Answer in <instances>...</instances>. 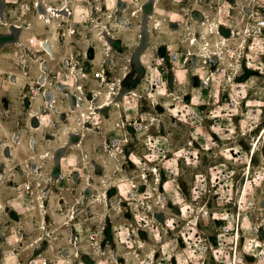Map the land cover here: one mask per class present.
<instances>
[{
	"label": "rangeland",
	"instance_id": "obj_1",
	"mask_svg": "<svg viewBox=\"0 0 264 264\" xmlns=\"http://www.w3.org/2000/svg\"><path fill=\"white\" fill-rule=\"evenodd\" d=\"M195 1L0 0V264H264V75L164 67Z\"/></svg>",
	"mask_w": 264,
	"mask_h": 264
},
{
	"label": "built area",
	"instance_id": "obj_2",
	"mask_svg": "<svg viewBox=\"0 0 264 264\" xmlns=\"http://www.w3.org/2000/svg\"><path fill=\"white\" fill-rule=\"evenodd\" d=\"M230 1L231 0H200V1L197 0L198 3L202 2V4L200 5L201 9L204 8L205 10H209V11L206 12L201 11L204 18L199 23L196 24L195 22L193 23H189V21L187 22L186 30L184 32V37H183L184 45L183 47H181L180 50L176 52H172V54L170 55L172 62H176L181 55L184 56L185 63H190L192 62V60L193 62L195 60H201L203 63L208 64L210 67H212L213 63L216 61L219 62L222 55H224L225 52L227 51L226 49L227 42L231 40L234 41L237 40L238 44L235 47L232 48L230 47L228 49V55L225 54L231 59L230 67L234 69L239 66L243 67V65H246L247 67L253 65L255 70L259 71V73L264 75V14L260 9L264 6H261L259 2L258 3L256 2L255 5L254 3L251 4L248 2H242L238 0H236L237 2L235 4H232ZM66 9H67L66 12L71 13L69 12L68 8ZM237 10L239 12V16H240L239 18H237V15H235L236 14L235 12ZM236 24L239 26H236ZM221 30H226L229 36L227 37L224 36V33H222L223 31ZM214 39H217L215 44L216 48H214V44H213ZM250 39L251 42L249 43L248 46L246 44L247 47L246 52L243 53L242 55L243 61L241 64V62H239V53L241 52L243 42L244 41L249 42ZM94 73L96 74L97 77L102 78L104 76L103 74H105V69L103 65L101 69H98ZM201 73H204L205 76L204 75L203 76L199 75V76L203 80L204 84L208 85L209 84L208 81L209 79H211L209 71L205 70L204 72L201 71ZM239 85L242 84L239 83ZM51 101H52L51 105H53L54 103L53 98L51 99ZM257 116L261 120L262 114L257 113L256 117ZM45 120L46 122L50 123L52 121V118L51 116H47ZM140 127L142 126L139 125V128ZM227 129L230 135L236 134L235 128L231 127ZM260 132L261 135L262 133H264V125L261 128ZM263 137L264 136H262V138ZM258 140H256V142L253 143L254 145L252 144V149L250 150V155L246 162V167H245L246 173H250L251 169L249 167L252 166L251 164L253 163V157H254L252 150L254 149ZM231 149L232 150H230V153L233 155L232 152L234 151V149L233 148ZM257 150H259V148ZM198 181H200V178L197 176L196 183ZM236 215L237 216L242 215L240 208L239 210H237ZM134 217L136 221L139 220L138 214H134ZM223 229H224V235H226L231 230L230 226L228 225L225 226ZM255 229L257 230V228ZM238 232H239V228L238 229L236 228V230L234 231V241L236 245L238 244L239 241ZM120 233L122 240L128 242L132 241L134 239V236H136L135 234L136 230L130 228L129 229L127 228L124 231L121 230Z\"/></svg>",
	"mask_w": 264,
	"mask_h": 264
},
{
	"label": "crops",
	"instance_id": "obj_3",
	"mask_svg": "<svg viewBox=\"0 0 264 264\" xmlns=\"http://www.w3.org/2000/svg\"><path fill=\"white\" fill-rule=\"evenodd\" d=\"M230 2L232 4H235L237 1L236 0H231ZM196 3H198V2L195 1V4H193V5H197ZM199 14L201 16L200 19L203 20L204 17L202 15V13L199 12ZM179 19H180V17H179ZM199 22L200 21H197L195 23L197 24ZM170 35L171 36L167 35V40H166V44H165V47H166V50H167V64L164 65V67L169 68V65H170L171 70H173V71L177 70L178 72H185V71L187 72V68H186L187 64H185L184 56L180 55V58L176 62H172L171 57H170L172 52H176V51L180 50L181 47H183V45H184V43H183L184 32H180V31L176 30L175 32H173ZM173 36H174L175 41L173 43H169L170 38H172ZM85 55L88 56V51L87 50L85 52ZM192 62H193V60H192ZM192 62H190V63H192ZM190 63H188V65ZM178 65H180V66H178ZM162 68H163V66H162ZM194 69L195 68L193 67V70H191V71H194Z\"/></svg>",
	"mask_w": 264,
	"mask_h": 264
},
{
	"label": "bare ground",
	"instance_id": "obj_4",
	"mask_svg": "<svg viewBox=\"0 0 264 264\" xmlns=\"http://www.w3.org/2000/svg\"><path fill=\"white\" fill-rule=\"evenodd\" d=\"M63 8H64V7H63ZM60 10H61V9H60ZM62 10H63V9H62ZM41 14H42V13H41ZM65 14H66V13H65ZM44 16H45V15H44ZM48 16H49V15H48ZM59 16H60V15H59ZM59 16H58V17H59ZM49 17H50V16H49ZM45 18H47V17H45ZM49 20H51V19H49ZM43 43H44V42H43ZM107 43L109 44V42H107ZM246 43H247V42H246ZM243 44H244V43H243ZM45 45H47V44H45ZM243 46H244V45H243ZM243 46H242V49H243ZM45 49H46L47 52H50V53H51L50 49H48L47 46H45ZM242 49H241V50H242ZM212 53H214V52H212ZM241 53H242V52L239 53V57L242 58V54H241ZM51 56H52V55H51ZM240 61H241V60H240ZM240 61H239V62H240ZM241 64H242V63H241ZM54 93H55V92H54ZM55 96H56V95H55ZM55 100H56V99H55ZM51 102H52V101H51ZM109 102H110V101H109ZM109 102H106L105 104H103L101 108H104V107L108 106V105L110 104Z\"/></svg>",
	"mask_w": 264,
	"mask_h": 264
}]
</instances>
